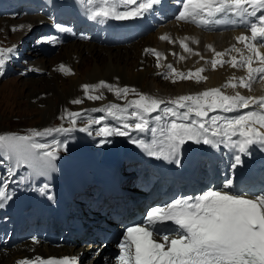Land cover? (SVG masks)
I'll return each instance as SVG.
<instances>
[{
  "label": "snow or ice",
  "instance_id": "6c2138e0",
  "mask_svg": "<svg viewBox=\"0 0 264 264\" xmlns=\"http://www.w3.org/2000/svg\"><path fill=\"white\" fill-rule=\"evenodd\" d=\"M77 3L90 20L104 24L109 20L144 17L152 13L155 6L161 5L162 0H77ZM176 3L179 10L175 19L178 21L205 28L226 22L250 31V36L241 34L236 37L247 55L236 45L224 52L212 49L215 57L219 58L209 61L213 70L227 63L247 73L246 76L233 77L223 87L251 90L253 83L264 82V51H261L264 49V0H176ZM56 27L61 31L69 30L59 24ZM12 30L17 29L14 27ZM161 39L169 40V37L165 35ZM40 41L59 42L57 37H41L37 42ZM181 47L185 52L193 53L184 41H181ZM145 52L157 57L159 67L161 53L154 49H145ZM230 52L240 53L239 59L236 56L223 59ZM16 55L18 51L14 46L0 47V76L5 74L7 63ZM179 58L184 59L183 56ZM254 63L257 66L254 67ZM167 67L170 73L163 74L166 79L171 73L177 79L195 78L197 82L207 79L201 75L204 68L195 73L189 70L185 74L172 65ZM58 70L71 74L63 64ZM82 88L86 98L92 101L104 97L102 94H90V90L95 92L102 88L113 92L118 99H127L129 93L138 97L124 106L112 103L92 109L120 121L118 125L96 129L97 134L104 138L102 142H110L109 137L128 136L130 142L139 144L148 155L177 163L182 147L188 142L217 149L223 146L229 150L227 172L219 186L209 185L199 193L178 194L163 205L149 206L139 222L125 226L117 242L119 252L115 264H264V183L255 189L238 186L233 179L235 170L243 167L244 158L252 155L254 146L264 150V96H245L239 91L228 95L221 88H212L165 101L138 93L134 88L118 87L105 81L84 84ZM71 103L81 104L83 101L75 99ZM86 112L68 111L62 115L60 119H67L68 127L32 130L27 135L0 134V152L10 162L8 176L0 175V208L12 199L8 189L19 166L28 165L33 176H48L55 170V161L61 148L67 150V141L57 140L54 133L89 132L92 124H99L104 119H88L85 127L77 128L78 120L84 118ZM153 113L158 114L153 116ZM133 131L147 132L154 139L145 143L131 138ZM47 136H53L51 143L38 142L37 138ZM17 264H79V260L76 256L25 257Z\"/></svg>",
  "mask_w": 264,
  "mask_h": 264
},
{
  "label": "bare ground",
  "instance_id": "6f19581e",
  "mask_svg": "<svg viewBox=\"0 0 264 264\" xmlns=\"http://www.w3.org/2000/svg\"><path fill=\"white\" fill-rule=\"evenodd\" d=\"M33 10L34 8H30L27 11L20 12L17 17L18 21L12 22L10 24H9V21H11L12 18L1 15L3 17V19L0 20V31L2 32L1 35H4L6 37L10 36V38L9 37L8 38L11 39V41L17 42L15 45H12L11 47L14 46L17 49V51L19 50L18 55L13 57L10 60V62L16 61L18 60L19 57H22L21 56L22 55L21 45L26 44L24 42H26L27 39L33 35V31L35 30L29 33L28 31L34 28L36 29L34 34H36L37 31L40 29L41 23L44 21L42 18H40V16L37 15V13H34ZM22 14H30V15H25V17H23L21 16ZM1 21H4V23H1ZM21 25H23L24 27L20 28ZM14 27L17 29L16 31L12 30ZM170 29H171L170 31H171V36H172L171 41L169 40L165 41L164 39H161L160 30H156L154 32H157V34L148 33L150 35L147 34L148 36L147 35L146 37L144 36L145 38L143 37H142L143 39L140 38L142 39L141 41H139L140 39L133 40L129 45L105 47V46L97 45L90 41H87L86 43L83 42L82 44H79V45L78 43H81V42H76L77 44L67 43L65 45H61L60 47H62L63 50H61L60 52L59 62L56 63L57 64L56 67L57 69H59L60 65L63 64L66 68L71 70L70 75H75L73 77L68 78V81L71 84V88H70L71 90H67L66 82L62 78V73L64 72H61V71L57 72L59 74L51 73L50 77L47 78V81L50 86L48 84H44V87H45L44 93L45 94L50 93V95L46 94L45 97L43 96V92H38L40 89H38V86H36L34 83L22 84V85L30 84V87L34 88L33 91L30 92V94H31V98H33V100H36L37 104L39 103L45 104V110L42 112L45 118L44 120L45 124H43L42 126H45V125L49 126L50 121L55 116V112L57 110L58 104L55 103V101H53V98L58 99L57 101H59V103H62L64 101L67 102L68 99L73 98V97H70L71 95H74L78 92V87L83 82L82 81L83 79L84 80L86 79L87 80L86 82H95V84H98L100 81H105L110 84L117 83L116 85L118 87L127 86L129 88H135L137 85H142V83H144L146 79L156 80L157 78L155 77V75L159 78H164V75H163L164 73H170V70L167 67L168 65H174L175 69L180 72H184L185 70H191L192 73H195L198 69L204 68L205 71L201 73V75L207 77V80L205 81L208 84H209L208 82L209 80L216 81L218 77H222L219 71L221 70V68H224V71L226 72V76L228 75L230 76L231 68L216 67V69L213 70L211 67V64L207 60L210 57L211 58L215 57L212 49H214L216 52H224L225 50H228L226 45H228L231 42V38H228L226 42H222L217 47H215L213 42H210L207 40L214 39L215 41L216 38L220 39L223 34L216 33V34H202L201 35L199 31L195 30L193 27L188 26V25H180V26H176L173 28L171 27ZM229 35L231 36V34ZM201 39L204 41H201ZM176 41H178L179 43H176ZM181 41H184V43H187L189 47L193 49V53L190 54L188 52H185L184 49L181 47ZM195 41H198V43H195ZM225 43L226 45L223 46ZM209 46H211V48H209ZM115 48L118 50L117 52H115L116 50ZM104 49H107V50H104ZM145 49H154L155 51L161 53V55L164 54V50L170 49L172 53H175V56L173 58V61L169 57L166 60H162L161 62L159 61L161 64V67H163L164 65L165 67L161 70L158 69L160 70L158 74H157V71L155 70L156 72H155V75L153 76L151 75V72L154 69V65L155 64L157 65V57L153 54L146 53ZM104 51L105 53L109 54L108 56L105 55L104 56L105 58L103 57ZM195 53H199L200 55H196ZM26 54L32 55L29 57H35L36 56L35 47L33 46V48H31L29 46L28 51H25V55ZM148 54H150V56ZM180 56H183L184 59L181 60L179 58ZM201 56L203 57V59H201ZM43 58L45 59V57ZM43 58H40L37 60L38 64L34 65L30 63L32 65H27V67H23V64L21 62H17V67H15L16 68L15 72L25 74V75H30L31 73H38L36 71H30L29 69H38V70L45 69L44 67L47 64L43 63V60H44ZM224 58L230 59V53L225 55ZM76 59H79L77 63H75L74 61ZM217 59L219 58L217 57ZM93 64H94V68L92 69V71L84 73L86 69L87 71L91 69V67H93L92 66ZM83 65L84 67H86L85 70L82 69ZM142 65H144L143 70H140L139 68L136 69V67H139ZM7 67L10 68L11 65L7 64ZM126 70H129V71H126ZM217 71H219V73ZM148 73H150L152 77H148L147 76ZM172 75H174V73H171L169 77H171ZM184 82L186 84H184L183 82L180 83V87L183 91H184L185 85L192 86V84H194L192 82L191 83L186 82V80ZM226 82L227 81H222L221 83H218L216 85H224L223 83H226ZM159 83L161 84V82ZM164 85L165 84H163V86ZM197 90H198V87H197ZM133 98L136 99L137 97L134 96ZM108 99H113V98L102 99L98 102L100 103L99 105L98 104L95 106L93 105L91 108L93 107L102 108L112 103H116L120 105V103L115 102L114 100L106 101ZM89 111L90 110L88 109L87 112ZM63 114L64 113H61V116ZM104 120H105L104 125L112 126V125L120 124V122L114 123V122L107 120L106 118H104ZM98 128L99 126H96V129ZM5 133H9V132H5ZM126 141H127L126 136H124V137H121V141L119 143H116L117 145L122 144L121 146H119V150L127 147L125 145ZM113 142H115V139H112L110 142L104 143L103 149H101L100 152L96 154L89 161V163L98 165L101 153L102 152L103 154L106 153V151L108 150L110 145L113 144ZM93 150H95V148ZM252 155L256 159H258V165L256 167H252V170H259L261 167H264V151L261 150L259 156H256L253 153ZM89 163H83V164L85 166L91 167ZM187 166H188V163H186L184 159H180V170L184 171L187 168ZM90 178L92 177L90 176ZM87 182H88L87 176H84L83 174L78 173L77 176L72 177V182L69 186L71 185L79 186ZM64 192L65 190L63 188L56 187L52 189L49 194L52 197V195L54 194H59V193H64ZM111 192L115 194L114 189H111ZM119 196L123 198V195L121 193L119 194ZM42 246L43 245L36 247V250L39 251ZM62 249L63 248H53V250L56 252H59ZM107 250H109V248H107ZM105 251L106 250H104L103 252L104 254H105ZM20 255H22V253H19L17 249L10 250L8 254H2L0 251V264H9V262L14 257H19ZM86 255H88V253H86ZM100 258L98 259V263L100 261ZM87 264H90V262H87ZM100 264H105V263L102 262Z\"/></svg>",
  "mask_w": 264,
  "mask_h": 264
},
{
  "label": "rangeland",
  "instance_id": "374dc122",
  "mask_svg": "<svg viewBox=\"0 0 264 264\" xmlns=\"http://www.w3.org/2000/svg\"><path fill=\"white\" fill-rule=\"evenodd\" d=\"M23 17H25V15H23ZM1 19H3V17L0 15V20ZM17 19L18 18H12V20L9 21V24L12 22L18 21ZM1 23H4V21H1ZM33 30L36 31V29L33 28V29L29 30L28 33L33 31ZM35 31H33V34ZM1 34H2V32L0 31V47L7 48V46H12V45H15L17 43V42L11 41V39H9L10 36H8L9 37L8 38V37L1 35ZM150 34H157V32H152ZM150 34H148V35H150ZM145 37H146V35H145ZM145 37L143 36V38H145ZM140 38H142V37H140ZM140 38H138V39H140ZM228 38H231V36L229 34H226V35L223 34L220 39L216 38L215 41H214V39L213 40H207V41L213 42L215 47H217L220 43L226 42ZM142 39H140L139 41H141ZM201 41H204V40L201 39ZM24 43H26V42H24ZM69 43L77 44L75 41H69L68 44ZM82 43L83 42L78 43V45L82 44ZM84 43H86V42H84ZM134 43H136V42H134ZM134 43H132V44H134ZM176 43H179V42L176 41ZM129 44H126V45H129ZM225 45H226V43L223 46H225ZM21 46H22L21 63L23 64V67H27V65H32V64L36 65V64H38L37 60L44 57V56H42V57H39V56L29 57L32 55H29V54L25 55V51H28L29 47L28 46L26 47V44H22ZM100 46H104V45H100ZM105 47H110V46H105ZM61 50H63L62 47H60L59 49H56L48 57H45V59L43 58L44 59L43 63H46L47 65L44 67L45 69L37 70L36 72H38V73H31L30 75H21V74L15 72V70H16L15 67H17V64H15L14 66H12L11 71H10V69H8L6 71L7 73H5L3 76H0V134H4L5 132H9V133H15V134H19V135H27L32 130L42 131L43 129L50 128V127L51 128H56V127H61V126L68 127L69 126L68 120L67 119L66 120L60 119L61 113H64L63 115H65L66 112H68V111H70V112H82L84 110H88L87 108H91L93 105L95 106L97 104L98 105L100 104V103H98L100 100H96V101L88 100L85 96V92H84L83 88H81V86L84 84H95V82H86L87 80L83 79L82 80L83 82L78 87V92L74 95H71L70 97H73V98L68 99L67 102L64 101L62 103H59V101H57L58 99L53 98V101H55V103L58 104L57 110L55 112V116L50 121L49 126H46V125L42 126L43 124H45L44 123L45 118H44V115L42 114V112L45 110V104H43V103L37 104L36 100H33V98H31L30 92L33 91L34 88L33 87L31 88L30 84H27V85H22V84L34 83L36 86H38V89H40L38 92H43L44 97L46 96V94L50 95V93H46V94L44 93V89H45L44 84L49 85L47 78L50 77L51 73L59 74V73H57V72H59V70L56 67L57 66L56 63L59 62V55H60ZM104 50H107V49H104ZM117 51L118 50L116 49L115 52H117ZM18 52H19V50H18ZM150 54H148V55L150 56ZM105 55L108 56L109 54L105 53V51H104L103 57ZM151 56H153V55H151ZM174 56H175L174 53H172L170 49H166V50H164V54L159 57V61L161 62L162 60H166L168 57L171 58L173 61ZM78 60L79 59L74 60L75 63H77ZM41 62H39V63H41ZM30 63H32V64H30ZM195 63H197V62H195ZM92 66L93 67L89 66V67H91V69H89L87 71V69L85 70L86 67H84V65H83L82 69L85 70L84 73L92 71V69L94 68V64ZM142 66L136 67V69L139 68L140 70H143L144 65H142ZM164 67H165V65L163 67H161V64H160V66L158 67L155 64L154 69L151 72V75L154 76L156 71L158 74V72L161 69H163ZM172 67L175 68L174 65H172ZM158 69H160V70H158ZM210 70H212V69H210ZM126 71H129V70H126ZM219 71H220V74L222 77H218V79L216 81L215 80H209L208 81L209 84L206 83L205 80L197 82L195 78H193V79H177L175 74L172 75L171 77L167 78V79L166 78H159L155 75V77L157 78L156 80L146 79L144 81V83H142V85H137L134 89H136V91L138 93L147 94L149 96L156 97L159 99H163L165 101H167L169 99H174V98L179 97L181 95H194V94L203 92L205 90L212 89V87L221 88V90L224 91L225 94H228V95H233V93L235 94L236 89H232L231 87L225 88L223 86L230 79L233 78L232 74L233 73L237 74V72L231 68L230 76L229 75L226 76V72L224 71V68H221V70H219ZM219 71H217V72L219 73ZM178 72H180V71H178ZM188 72H189V70H185L182 73L187 74ZM69 75L70 74L65 73V72L62 73V78L66 82L67 90H71L70 89L71 84L69 83L68 78L75 76V75H70V76ZM149 75H150V73H148L147 76L152 77L151 75L150 76ZM172 79L175 80V82H173ZM158 80H159V82H161V84L158 82ZM185 80H186V82H190V83L192 82L194 84H192V86L191 85H185V88L183 91L180 87V83L183 82L184 84H186L184 82ZM32 81H34V82H32ZM222 81H227V82L223 83L224 85H216L218 83H221ZM112 84L117 86L116 85L117 83H112ZM163 84H165V85L163 86ZM176 86L179 89H177ZM197 87H198V90H197ZM194 89H196V90H194ZM90 94H102L104 97L103 99L113 98V99H108L106 101L114 100L115 102L120 103L121 106H124L127 104L128 101L133 100L134 96L137 97L134 93H129L127 99H118L113 92L109 91L106 88L99 89L95 92H92L90 90ZM75 99H80L83 101V103H81V104L71 103V101H73ZM100 117H102V116L99 112L89 111L86 113L84 118H82L81 120H78L77 128L85 127V122L88 119H98ZM102 121H103V125L99 126V128L104 126V124H105V120H102ZM97 125L98 124H92L89 128V131H96ZM72 133L71 134L54 133L53 135L55 136L56 139H59L61 141L66 140L67 141V148L71 147L73 149H75L79 144H84L87 146H94V145H96V143L98 141L103 139L102 137L98 136L97 134H90L92 136V138L89 139V141H86V140H88L87 137H83V139L74 140L75 138L70 139V136H72ZM52 139H53V136L37 138L38 142H48V143H51ZM77 142H79V143H77ZM65 156H69L68 151L65 150L64 148L63 149L61 148L59 155H58V159L65 157ZM9 166H10L9 161L5 160V162H4V159H2L1 155H0V175L7 177L8 176L7 169L9 168ZM82 167H84V166H80L78 168V171L80 173H86V171L81 170ZM28 169H30V171H26ZM56 178H57V176H56L54 171L51 172L48 176H33L32 169L28 165H22V166H19L15 170V174L12 178V182L9 185V190L14 191L17 188H19L18 193L23 194L25 190H32L33 188L39 186V184L54 185V184L60 183L61 180L56 181L55 180ZM46 182H48V183H46ZM99 263H101V259H100Z\"/></svg>",
  "mask_w": 264,
  "mask_h": 264
}]
</instances>
